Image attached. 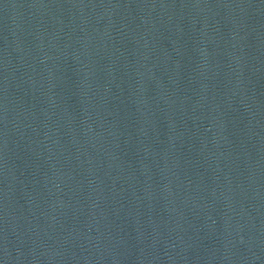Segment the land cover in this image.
<instances>
[{
  "label": "water",
  "instance_id": "95a60500",
  "mask_svg": "<svg viewBox=\"0 0 264 264\" xmlns=\"http://www.w3.org/2000/svg\"><path fill=\"white\" fill-rule=\"evenodd\" d=\"M0 264H264V0H0Z\"/></svg>",
  "mask_w": 264,
  "mask_h": 264
}]
</instances>
